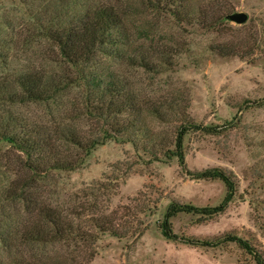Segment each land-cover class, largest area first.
<instances>
[{"label":"rangeland","instance_id":"1","mask_svg":"<svg viewBox=\"0 0 264 264\" xmlns=\"http://www.w3.org/2000/svg\"><path fill=\"white\" fill-rule=\"evenodd\" d=\"M98 3L119 11L129 41L116 45L124 53L132 54L136 45L153 61L158 52L175 53L168 69L152 73L112 55V46L103 45L95 49L90 70L114 73L140 102L171 93L179 104H186L184 113L194 123L229 122L220 134L187 132L184 163L192 172L209 167L231 172L235 189L218 213L179 212L170 217L177 239H166L159 224L169 203L216 206L225 193L223 183L191 177L175 157L157 153L158 160H149L130 142L107 139L75 169L50 170L36 182V193L51 205H67L74 196L70 199L77 206L76 221L96 234L87 244L77 241L68 249L47 245L45 252H69L75 264H255L236 243L218 240L231 234L247 240L264 264V0H186L187 8L199 14V22L190 23L176 21L165 9L148 7L146 0H0V77L20 71L58 73L69 67L46 31L61 24L66 14ZM234 12H244L246 20L228 19ZM216 45L226 47L229 55L210 49ZM83 93L77 84L56 94L54 101H0V115L9 112L48 125L62 122L95 134L85 118L66 117L79 108ZM143 123L171 146L178 120L160 123L145 115ZM19 158V152L0 140V219L1 210L9 213L13 229L27 218L24 204L5 193L12 181L25 177ZM96 215L110 219L114 235L94 229L87 219ZM187 238L213 243L190 245ZM10 242L11 248H6L0 241L5 264L38 250L24 246L16 236Z\"/></svg>","mask_w":264,"mask_h":264},{"label":"trees","instance_id":"2","mask_svg":"<svg viewBox=\"0 0 264 264\" xmlns=\"http://www.w3.org/2000/svg\"><path fill=\"white\" fill-rule=\"evenodd\" d=\"M146 4L155 10L165 9L178 22H199V14L187 8L186 0H146ZM118 12L111 4L98 3L66 14L61 24L46 31V37L55 45L61 59L69 67L62 68L58 73L20 71L0 77V101L9 103L54 101L59 92L71 85L81 84L84 93L79 101V108L76 107L74 110L77 112L66 117L81 116L95 128V134L89 135L72 124L52 122L53 124L48 125L40 120L19 117L9 112L0 115V140L7 142L21 154V159L17 160L25 175L12 181L5 193L20 200L27 213L26 220L17 222L13 229L9 213L1 210L0 241L6 248H11L10 241L16 236L24 246L30 245L38 249L26 258L11 260L10 264H71L73 261L69 252L65 256L58 252L47 254L45 246L58 245L68 249L76 247L77 241L87 244L96 237L94 232L85 230L76 221L79 218L77 206L70 199L74 196L68 197L67 205H51L45 202L46 197L36 193V182L50 170L75 169L96 144H102L107 139L130 142L134 149L148 154L149 160H158L157 153H161L166 159L175 157L184 172L191 177L218 179L223 183L225 193L216 206L169 203L159 224L160 233L166 239H177L171 229L170 217L179 212L213 215L222 211L233 195L235 181L231 172L219 167L193 172L187 170L183 147V138L187 132L220 134L228 127L229 122L220 125L194 123L184 113L186 104H179V100L171 93L140 102L129 85L114 73L102 74L90 70L95 62V49L103 45L112 46V55L152 73L165 71L168 69L166 66L170 65V55L175 53V49L158 52L159 56L153 61L139 45L134 47L132 54L124 53L116 45L129 41ZM210 49L219 55H229V50L224 46H210ZM145 115L160 123L178 120L170 147L165 146L167 141L162 135L151 132L144 125ZM87 205L89 208L93 207L91 203ZM87 220L92 221L98 233L115 234L114 230H110V219L107 216H89ZM218 240L236 243L250 255L255 264H263L260 253L247 240L231 234H225ZM184 241L199 246H210L213 243L190 238ZM0 264H5L1 258Z\"/></svg>","mask_w":264,"mask_h":264},{"label":"water","instance_id":"3","mask_svg":"<svg viewBox=\"0 0 264 264\" xmlns=\"http://www.w3.org/2000/svg\"><path fill=\"white\" fill-rule=\"evenodd\" d=\"M227 17L230 20L240 23V22L245 21L247 16L244 12H234V13L229 14Z\"/></svg>","mask_w":264,"mask_h":264}]
</instances>
